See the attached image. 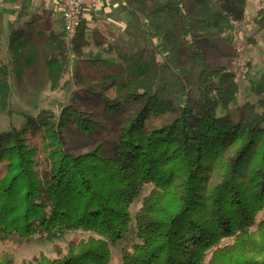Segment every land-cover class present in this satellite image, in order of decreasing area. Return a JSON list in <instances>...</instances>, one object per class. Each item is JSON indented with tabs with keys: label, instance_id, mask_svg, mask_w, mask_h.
Segmentation results:
<instances>
[{
	"label": "trees",
	"instance_id": "trees-1",
	"mask_svg": "<svg viewBox=\"0 0 264 264\" xmlns=\"http://www.w3.org/2000/svg\"><path fill=\"white\" fill-rule=\"evenodd\" d=\"M125 6L145 31L155 20L178 27L180 52L198 72L195 101L186 92L183 101L161 95L155 44L124 59V81L79 79L58 116L41 109L24 115L21 128L0 132V240L81 231L90 235L69 240L66 252L54 245L53 259L40 253L21 264H111V246L132 227L137 243L121 249V264H264V74L250 87L262 112L235 120V74L208 65L194 35V25L217 30L219 17H193L184 0ZM253 22H264V8ZM15 36L8 52L18 65ZM50 41L55 54L45 63L55 90L70 59L81 57L83 21L70 48L62 32ZM10 65L0 59L3 111ZM0 264H14L13 256L0 252Z\"/></svg>",
	"mask_w": 264,
	"mask_h": 264
},
{
	"label": "rangeland",
	"instance_id": "rangeland-1",
	"mask_svg": "<svg viewBox=\"0 0 264 264\" xmlns=\"http://www.w3.org/2000/svg\"><path fill=\"white\" fill-rule=\"evenodd\" d=\"M115 1H117V8H120L119 14L125 15L124 20L117 21L118 26L122 27L104 21H102L103 25L96 23L89 26V36L81 47V57L70 59L68 71L63 74L59 88L57 87L55 90H51L45 63L46 54H55L51 47V37H49L50 46L46 44L43 47V40L38 37H32L25 42V45L22 44V49H30L34 54L25 55L22 53L23 65L30 68L22 71V74L24 72L23 75H26L22 82L14 73H10V76L12 75L10 80L11 93L7 100V108L3 111L0 106V132L8 131L11 128H21L24 123V115H37L41 109H51L58 116L61 109L68 104L71 92L78 88L79 79L95 82L114 76L124 81L128 77L124 59L130 57L138 49H150L155 44H160L161 47V76L159 81L161 95H168L183 101L182 95L183 92H186L192 102L195 101L198 72L189 65L187 58H184L180 52L181 46L177 37L178 27L173 21L162 25L158 20H155L149 22L151 30L145 31L129 17V10L125 6L126 1L129 0H123L124 5L121 7L122 0ZM152 1L153 7L151 9H154L168 0ZM184 1L193 17L199 15L211 23L215 21L216 16L219 17L217 30L194 25V35L203 48V54L208 65L211 67L222 66L235 74L237 94L235 104L229 108V113L237 120L252 112H262L263 109L260 108L259 103L260 98L251 94L250 87L264 74V22L260 25L253 22L258 11L264 8V0ZM38 13L36 16L28 15V20L33 22L32 27H28L31 33H36V28L41 27H45L47 30L49 22L52 25L51 15L55 18L57 25L60 24V14L56 7L41 11L44 24L39 21ZM17 24L24 25L21 20H18ZM17 24L14 25V30L18 28ZM55 26L53 23L52 28ZM1 55H4L9 61L12 60L8 50L6 51L2 47L1 52L0 37V59ZM94 57L101 62L85 61L86 58ZM102 60L107 63H102ZM64 82H67L68 85L65 89H61L60 86ZM150 189L151 187L145 186L140 198L131 205L130 213L132 216ZM259 217H264V212L260 213ZM89 235V233L76 231L59 233L54 237H35L24 242L12 239L4 243L0 240V252L11 254L14 264L29 261L40 253L53 259L55 257L52 251L54 245H59L66 252L69 240L74 238L82 240ZM135 243L137 241L131 227L130 232L123 237L120 243L111 246V264H121V249Z\"/></svg>",
	"mask_w": 264,
	"mask_h": 264
},
{
	"label": "crops",
	"instance_id": "crops-1",
	"mask_svg": "<svg viewBox=\"0 0 264 264\" xmlns=\"http://www.w3.org/2000/svg\"><path fill=\"white\" fill-rule=\"evenodd\" d=\"M102 5L99 9V11H96L91 14H86L83 18V23L85 26V39L88 38L89 36V26H93V24H102V21L107 22L108 24L111 22L114 25L118 26L117 21L119 22L120 20H124L125 15L119 14L120 11L117 8V4L115 0H102ZM120 1V0H119ZM122 5H124V2L122 0L121 2ZM120 4V6H121ZM38 7V8H37ZM57 8L56 6V1L55 0H23V4L19 9V15L18 17H14V1L13 0H0V37H1V52H2V47L8 50V44H9V37L11 33L16 34L15 39L16 43L17 41L20 42V44L25 45V42L30 40L32 37H38L42 38L43 42L42 45L43 47L48 45L49 37L52 35H57L59 32L62 30V21H61V15H60V24L57 25L55 18L52 16V25L55 23V28H52L51 23L49 22L48 24V29L46 30L45 27L41 28H36L37 29V34L36 33H31L28 30V27H32V23L29 19V14L36 16L38 13L39 16V21L41 24H44V18L41 16V11L47 9V8ZM104 9V10H102ZM58 10V9H57ZM60 14V12L58 11ZM55 14V13H54ZM122 18H121V17ZM18 20L23 21L24 25L22 24H17ZM18 25L15 30H14V25ZM103 25V24H102ZM122 27V26H118ZM21 50V53L23 54H30L33 55L34 53L28 49V50ZM7 53V52H6ZM5 54V53H2ZM10 55V54H9ZM48 55V54H46ZM5 56H7L5 54ZM4 55H1V60L8 64H12L9 66V69H15L14 73L18 80L22 82L23 77H26V75L22 74L23 70H28L30 69L29 67H26L23 65V61L21 58V62L16 65L15 63H12V61L7 60V58ZM8 57V56H7ZM33 60V59H32ZM17 69V70H16ZM16 71H19V73H16ZM12 76V75H11ZM11 76H9V84L11 87ZM10 93H11V88H10Z\"/></svg>",
	"mask_w": 264,
	"mask_h": 264
},
{
	"label": "built area",
	"instance_id": "built-area-1",
	"mask_svg": "<svg viewBox=\"0 0 264 264\" xmlns=\"http://www.w3.org/2000/svg\"><path fill=\"white\" fill-rule=\"evenodd\" d=\"M14 1V17H18L23 0ZM62 21V40L67 48L71 47L77 31L86 14L99 11L102 0H55Z\"/></svg>",
	"mask_w": 264,
	"mask_h": 264
}]
</instances>
